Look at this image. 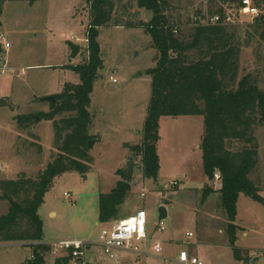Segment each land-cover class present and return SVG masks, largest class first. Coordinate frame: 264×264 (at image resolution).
<instances>
[{"label":"rangeland","instance_id":"obj_1","mask_svg":"<svg viewBox=\"0 0 264 264\" xmlns=\"http://www.w3.org/2000/svg\"><path fill=\"white\" fill-rule=\"evenodd\" d=\"M209 1L168 0L166 14L183 36H187L194 27L193 19L208 15ZM117 5L116 16L123 26L115 27L111 23L99 29L97 37L102 69L93 82L86 130L94 141L87 151L91 164L82 173L66 172L53 180L38 210L42 243L97 240L101 230L109 227L98 220L99 195L109 193L122 179L119 172L124 173L126 164L132 162L130 192L118 209V217L134 214L138 209L146 212L148 240L152 239L145 245L148 252L160 241L162 252L156 256L168 260H176L181 250L192 245L201 264H248V260L233 259L228 221L219 194L210 193L203 199L204 183L218 189L220 182L208 181L203 174L199 148L204 133L202 117L159 120L156 144L159 170L155 179L144 177L141 157L130 147L140 145L143 140L151 93L149 70L156 66L157 51L143 29L125 27L124 22H149L152 14L138 9L135 1L123 0ZM89 21L87 0H9L3 4L0 32L10 47L1 51V56L5 67L12 71L0 74V100L7 101V106L0 107L1 179L15 181L22 176L34 179L51 161L56 152L52 121L38 118L51 111V104L41 99L61 93L67 84L80 83L70 67L89 60L90 50L84 42ZM228 31L235 35L240 46L238 80L250 74L264 92L261 30L243 15ZM70 46L76 48L73 57ZM30 114H34L30 132L38 136L41 152L29 145L33 140L28 137V130L18 129L15 122L16 116ZM253 136L258 157L248 178L264 200V127L261 124L255 127ZM228 147L238 151L243 145L236 143ZM160 208L165 209L167 216L161 220L164 230L157 232ZM7 211L8 203L0 201V216ZM234 223L238 227L235 248L246 258L256 259L249 264H264V203L239 194ZM187 233L192 234L189 241ZM35 244L0 242V264H25L31 259ZM138 247L143 248L142 244ZM92 252L97 260L91 264H122L104 255L99 247L91 248L88 253ZM56 258L49 252L42 264H55ZM131 264L175 263L134 255Z\"/></svg>","mask_w":264,"mask_h":264},{"label":"trees","instance_id":"obj_2","mask_svg":"<svg viewBox=\"0 0 264 264\" xmlns=\"http://www.w3.org/2000/svg\"><path fill=\"white\" fill-rule=\"evenodd\" d=\"M9 0H0L2 6ZM36 1V0H30ZM123 0H87L90 21L86 29L90 57L87 63L70 67L79 77L77 85L67 84L59 94L53 95L55 104L51 111L38 115L39 119L52 121L54 129L51 161L34 179L22 176L18 180L0 178V201L8 203V211L0 216V242H34L31 259L25 264H42L50 247L42 243V222L38 210L53 180L71 171L84 172L89 168L87 143L88 107L93 82L102 69L97 37L99 29L109 24L122 27L116 16L117 3ZM135 1L138 9L151 12L149 22H124L128 28L143 29L157 51L155 68L149 70L151 93L148 114L143 127V140L130 149L141 157L145 178L155 179L159 170L156 152L158 123L162 117L200 116L204 133L200 142L202 170L208 181L219 175L220 187L213 190L208 184L203 188V199L210 193H218L228 224L229 246L235 260H247L245 254L235 248L236 202L239 194H245L264 203L257 195L248 175L257 165V148L254 130L264 127V92L250 74L238 80L240 46L235 35L222 25H196L183 36L178 25L166 14L168 0ZM259 16L255 26L261 30L259 39L264 41V0H252ZM241 0H210L209 16L232 15ZM200 17V15H198ZM1 26V22H0ZM71 56L76 48L71 47ZM1 54V50H0ZM7 101L0 100V107ZM57 117V119H56ZM32 115L15 117L17 128L28 130L33 141L31 147L41 152L38 137L31 131ZM242 143V149L233 151L229 145ZM122 179L107 194L99 195L100 223L118 219V209L130 191V177L119 172ZM245 257V258H243ZM68 257L56 258L55 264H68Z\"/></svg>","mask_w":264,"mask_h":264},{"label":"built area","instance_id":"obj_3","mask_svg":"<svg viewBox=\"0 0 264 264\" xmlns=\"http://www.w3.org/2000/svg\"><path fill=\"white\" fill-rule=\"evenodd\" d=\"M246 16L251 19V22L259 16L258 9L253 5L252 0H241L239 8L236 13L232 15L226 13L224 16L213 15L200 16L193 19L194 26L196 25H222L229 27L234 23L238 22L241 16ZM87 37V36H86ZM87 43V38L84 39ZM9 44L5 41V36L0 32V50L6 51L9 49ZM6 62L0 54V74L2 75L7 69L5 66ZM115 80H112L114 83ZM213 179L219 181V175L214 174ZM175 185L176 183H172ZM143 195V194H142ZM66 197H70L68 194H64ZM71 199V197H70ZM147 227V216L144 210H137L134 214L124 218L120 221L115 222L110 228L101 230L97 240L92 242H84L80 240H64L51 243L50 253L57 258L68 257V264H91V259L89 257V251L93 247H99L103 254L108 256L112 260L117 259L118 251H126L135 254H146V249L141 250L138 245H146L148 241V236L146 232ZM157 232H162L164 226L160 220L156 223ZM192 237L191 233L186 234V240L189 241ZM152 253L154 255H159L162 252L161 245L156 242L152 246ZM179 264H201L195 257H190L186 251L179 252L177 257Z\"/></svg>","mask_w":264,"mask_h":264},{"label":"crops","instance_id":"obj_4","mask_svg":"<svg viewBox=\"0 0 264 264\" xmlns=\"http://www.w3.org/2000/svg\"><path fill=\"white\" fill-rule=\"evenodd\" d=\"M70 48H71V46H70ZM71 61H69V63H70ZM6 65V64H5ZM9 69H11V68H9ZM57 94V93H56ZM53 95H55V94H53ZM53 95H51V96H53ZM30 115H32V114H30ZM32 117L34 118V114L32 115ZM37 122V121H36ZM36 126H37V124L35 125V129H36ZM38 137V136H37ZM207 185V184H206ZM205 185V183H204V187L206 186ZM213 190H217L216 188L215 189H213ZM130 192V191H129ZM215 193V192H214ZM138 210H142V209H138ZM137 211V210H136ZM135 211V212H136ZM134 212V213H135ZM166 212V211H165ZM132 215V214H131ZM128 216H130V215H128ZM128 216H126V217H118V219H115V220H113V221H111L110 223H104V224H107L109 227L108 228H110L115 222H117V221H120V220H122V219H124V218H127ZM166 216H167V213H166ZM147 225H148V222H147ZM108 228H106V229H108ZM146 232H147V236H148V238H149V230H148V226L146 227ZM64 240H67V239H64ZM64 240H59V241H64ZM151 241H152V239H149L147 242H149V243H151ZM159 244H160V241H157ZM162 243V242H161ZM46 244V243H45ZM51 244V243H50ZM50 244H47V245H50ZM161 245V244H160ZM143 246V245H142ZM191 247H192V245H189V247H188V249H186V250H181V251H186L187 252V254L190 256V257H195V258H197V256L195 255V251L194 250H192L191 249ZM145 248V245L143 246V248L141 249V250H143ZM180 251V252H181ZM129 253V254H128ZM146 254H139V255H145V256H148V257H150V258H152V259H160V260H162L164 263H166V262H171V263H175V264H179L178 263V261H177V259L175 260V259H172V260H174V261H172V260H168L167 258H165L164 256L161 258V257H158V256H156V255H154L153 253H152V249H149V252L146 250V252H145ZM137 256V257H139V255L138 254H135V253H131V252H127L126 253V251H120V253L119 254H117V259L116 260H114L116 263H122V264H131V258L133 257V256ZM89 256H90V259H91V262H96V260H97V258H96V255H95V253H93L92 252V254L90 253L89 254ZM255 256V255H254ZM253 256V257H254ZM243 258H245V257H243ZM233 259H234V261H237V260H235V258H234V256H233ZM248 260V261H247ZM246 261H247V263L249 264V263H254L255 262V260L256 259H253V258H251V257H249L248 259H247ZM241 261H243V260H241ZM237 262H240V261H237Z\"/></svg>","mask_w":264,"mask_h":264},{"label":"water","instance_id":"obj_5","mask_svg":"<svg viewBox=\"0 0 264 264\" xmlns=\"http://www.w3.org/2000/svg\"><path fill=\"white\" fill-rule=\"evenodd\" d=\"M41 101L49 102L50 104H55V99H54L53 96L44 97V98L41 99ZM35 120L37 121L38 118H36ZM93 144H94V141L90 140L87 143V148L91 149ZM132 165H133L132 162H128L126 164V167H125V170H124V175H126L127 177L129 176V171H130V168H131ZM158 212H159V216H158L159 221L166 218V212H165L164 208H160Z\"/></svg>","mask_w":264,"mask_h":264}]
</instances>
